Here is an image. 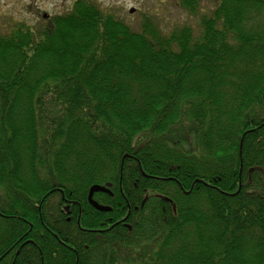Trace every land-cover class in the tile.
Segmentation results:
<instances>
[{
	"label": "trees",
	"instance_id": "16d2710c",
	"mask_svg": "<svg viewBox=\"0 0 264 264\" xmlns=\"http://www.w3.org/2000/svg\"><path fill=\"white\" fill-rule=\"evenodd\" d=\"M202 1L0 33V264H264V0Z\"/></svg>",
	"mask_w": 264,
	"mask_h": 264
},
{
	"label": "rangeland",
	"instance_id": "374dc122",
	"mask_svg": "<svg viewBox=\"0 0 264 264\" xmlns=\"http://www.w3.org/2000/svg\"><path fill=\"white\" fill-rule=\"evenodd\" d=\"M88 1V0H87ZM105 11L124 20L131 31L139 32L147 21L169 34L176 27L191 25L199 33V19L182 4V0H93ZM75 0H0V33L8 32L16 23H26L34 29L49 18L66 13ZM213 8L210 0L202 1V11ZM134 9V12L131 10ZM44 14L49 17L44 18Z\"/></svg>",
	"mask_w": 264,
	"mask_h": 264
},
{
	"label": "water",
	"instance_id": "95a60500",
	"mask_svg": "<svg viewBox=\"0 0 264 264\" xmlns=\"http://www.w3.org/2000/svg\"><path fill=\"white\" fill-rule=\"evenodd\" d=\"M131 12H134V9H132ZM97 192H106V193L112 194V192L109 189V187L103 186V185H100V184H94L90 188V191H89V201L98 210H101V211H109V210H111V207L106 206V205H102V204H100L98 201H96L94 199V194L97 193Z\"/></svg>",
	"mask_w": 264,
	"mask_h": 264
},
{
	"label": "flooded vegetation",
	"instance_id": "af4514ba",
	"mask_svg": "<svg viewBox=\"0 0 264 264\" xmlns=\"http://www.w3.org/2000/svg\"><path fill=\"white\" fill-rule=\"evenodd\" d=\"M76 1H77V0H75V2H76ZM47 17H49L48 14H44V18H47Z\"/></svg>",
	"mask_w": 264,
	"mask_h": 264
}]
</instances>
